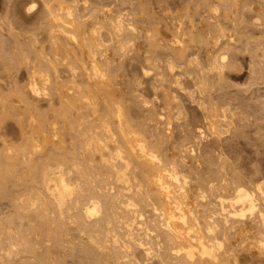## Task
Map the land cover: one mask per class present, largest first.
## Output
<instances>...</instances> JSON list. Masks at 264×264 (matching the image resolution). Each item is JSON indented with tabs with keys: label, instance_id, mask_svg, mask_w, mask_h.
<instances>
[{
	"label": "bare ground",
	"instance_id": "obj_1",
	"mask_svg": "<svg viewBox=\"0 0 264 264\" xmlns=\"http://www.w3.org/2000/svg\"><path fill=\"white\" fill-rule=\"evenodd\" d=\"M0 264H264V0H0Z\"/></svg>",
	"mask_w": 264,
	"mask_h": 264
}]
</instances>
